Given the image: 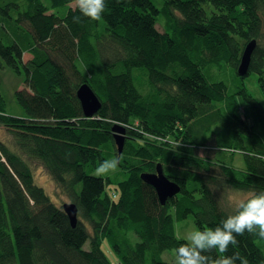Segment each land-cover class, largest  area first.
<instances>
[{
  "label": "trees",
  "instance_id": "obj_1",
  "mask_svg": "<svg viewBox=\"0 0 264 264\" xmlns=\"http://www.w3.org/2000/svg\"><path fill=\"white\" fill-rule=\"evenodd\" d=\"M48 1L0 0V66L25 77L15 91L23 117L7 112L0 90V126L12 137L0 140V264H171L163 251L186 243L177 223L193 216L199 230L214 229L235 212L218 198L226 187L264 192V103L219 80L256 73L264 94V0H105L99 21L75 0ZM85 83L102 104L93 118L77 97ZM115 123L127 128L117 182L94 175L118 156ZM203 148L207 159L194 153ZM37 163L77 205L75 227L36 184ZM159 166L181 187L165 205L141 178ZM237 239L207 254L264 264V239Z\"/></svg>",
  "mask_w": 264,
  "mask_h": 264
},
{
  "label": "clouds",
  "instance_id": "obj_2",
  "mask_svg": "<svg viewBox=\"0 0 264 264\" xmlns=\"http://www.w3.org/2000/svg\"><path fill=\"white\" fill-rule=\"evenodd\" d=\"M78 10L93 21H99L105 10V0H75ZM122 162V157L105 160L96 169V175H107L114 172ZM248 232L264 239V192L253 193L240 199L235 206L234 214L227 216L214 229L193 230L184 239L186 243L176 249V264H249V261L238 253L216 256L207 253L216 250L227 253L229 246L238 244V236Z\"/></svg>",
  "mask_w": 264,
  "mask_h": 264
},
{
  "label": "rangeland",
  "instance_id": "obj_3",
  "mask_svg": "<svg viewBox=\"0 0 264 264\" xmlns=\"http://www.w3.org/2000/svg\"><path fill=\"white\" fill-rule=\"evenodd\" d=\"M43 1L45 2V4L50 6V3L48 0H43ZM152 1L156 5H158L159 7H160L159 2L162 3V0H152ZM58 13H59V11H58ZM164 27H165V23H164V21H162V18L160 17V19L157 21V28L160 32H164L165 31ZM27 60H28V56L25 57V61H27ZM219 80L226 82V84L228 86V90L232 94L236 93L242 86H246L248 88V90L256 97V99H258L259 101L264 103V94L261 91V88H260V85L258 82V75L256 73H252L246 80L242 81V80L238 79L234 73L232 76L231 73L229 72V73H227V80H225V79H219ZM23 81H25L24 76L18 78L17 76L12 74L11 70L8 69L7 67L2 68L0 66V90H1L3 96L6 100V103H7V112L13 116L23 117L25 114L24 109L22 107H20V105L18 104L17 99L15 97V93L20 88L23 87V84H24ZM237 98H238V101L240 104H244V100H243L242 95L237 96ZM240 112L241 113H238V114L240 117H242L243 120L246 119V117L248 119V115H246L245 112H243V110H241ZM0 140H2L5 143L10 142L12 140L11 135L5 130V128L3 126H0ZM170 147L173 148V150H180V148H182L184 150H186L187 148L189 149V146H187V145H178V144L171 145ZM135 148H139V146L136 145ZM194 153L198 154V156L202 159L203 158L207 159V156H210V150H206L204 148L200 149ZM122 156H123V154L121 156L118 155L117 157H122ZM228 158L231 159L232 157L230 155H228ZM232 162H234L233 164L235 166H237L238 168H241L242 166H244V164L240 158V155L235 157L234 161H232ZM120 170L121 169L117 167V169L114 172H110L109 174L102 175V176L96 175V171H95L94 175L98 176V177H103L104 179L109 178V180L112 179L114 182H117L118 180H121L123 178L122 177L121 179H118V175H122V173L124 174V171H121V174H119ZM34 178H35L36 184H38L40 187H42L45 190V192L53 200V203H55L58 207L63 208L65 204L72 203V199L68 196V194L61 191L57 187V185L54 182V180L52 179V177L47 173L45 168L39 163H37L34 166ZM142 180H143V178H142ZM143 182H145V181L143 180ZM225 187H226V184L223 183L222 188H225ZM250 195H251L250 192L236 191V190H233L232 188L226 187L222 191V193L219 194L218 198L220 199V202H221L224 209H227L229 211H232V210L235 211L236 203L240 199L246 198ZM113 202H114V200H111V203H113ZM63 210H64V208H63ZM64 212H65V210H64ZM171 213L175 214V210L172 209ZM78 218H79V216L77 217V219ZM198 229L199 228L197 227L193 216H189L184 221L177 223L176 234L179 238L184 239V237H186V235L189 232H191L193 230H198ZM89 246H90V244L87 243L85 248L89 249ZM107 246H108V243L105 244V247H104L107 256L110 258L111 261H113V263H116L117 259H116L115 255L112 253V251ZM262 249L264 251V243L262 245ZM162 259L168 263L176 264V251L175 250L163 251Z\"/></svg>",
  "mask_w": 264,
  "mask_h": 264
},
{
  "label": "water",
  "instance_id": "obj_4",
  "mask_svg": "<svg viewBox=\"0 0 264 264\" xmlns=\"http://www.w3.org/2000/svg\"><path fill=\"white\" fill-rule=\"evenodd\" d=\"M256 44V41H252L247 47V53L242 58L238 71V74L242 77H245L249 72L251 56ZM77 97L81 103L82 110L86 118H93L101 109L102 104L99 97L87 83L79 87L77 90ZM112 132L118 155L121 156L126 144L127 128L123 125L115 123L112 128ZM141 177L147 184L153 186L156 189L162 205H165L167 200L172 199L175 195L181 192V187L176 182L170 180L166 175H164L160 166L157 169V173L143 174ZM63 208L67 213L73 227H75L78 223L77 205L74 203L65 204Z\"/></svg>",
  "mask_w": 264,
  "mask_h": 264
},
{
  "label": "bare ground",
  "instance_id": "obj_5",
  "mask_svg": "<svg viewBox=\"0 0 264 264\" xmlns=\"http://www.w3.org/2000/svg\"><path fill=\"white\" fill-rule=\"evenodd\" d=\"M250 43H251V42H250ZM250 43H249V44H250ZM249 44H248V45H249ZM248 45L246 46V49H245L244 52H243V56H244V55L247 53V51H248V48H247ZM167 201H168V200H167Z\"/></svg>",
  "mask_w": 264,
  "mask_h": 264
},
{
  "label": "flooded vegetation",
  "instance_id": "obj_6",
  "mask_svg": "<svg viewBox=\"0 0 264 264\" xmlns=\"http://www.w3.org/2000/svg\"><path fill=\"white\" fill-rule=\"evenodd\" d=\"M157 173V172H156Z\"/></svg>",
  "mask_w": 264,
  "mask_h": 264
}]
</instances>
